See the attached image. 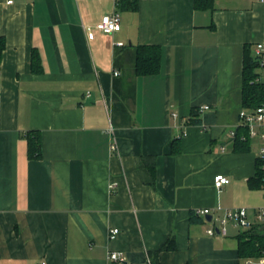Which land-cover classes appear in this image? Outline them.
I'll return each instance as SVG.
<instances>
[{
    "label": "crops",
    "instance_id": "obj_1",
    "mask_svg": "<svg viewBox=\"0 0 264 264\" xmlns=\"http://www.w3.org/2000/svg\"><path fill=\"white\" fill-rule=\"evenodd\" d=\"M114 11L120 30L86 31ZM0 36V264L261 256L240 255L246 231L208 229L228 209L255 218L264 206L253 181L264 138L231 136L244 108L245 49L255 55L264 43V1L0 0ZM141 44L160 47L158 73H137ZM218 174L229 178L220 189ZM114 251L124 260H111Z\"/></svg>",
    "mask_w": 264,
    "mask_h": 264
},
{
    "label": "trees",
    "instance_id": "obj_2",
    "mask_svg": "<svg viewBox=\"0 0 264 264\" xmlns=\"http://www.w3.org/2000/svg\"><path fill=\"white\" fill-rule=\"evenodd\" d=\"M118 6L122 5V0L118 1ZM137 1L134 2V8H137ZM195 7L200 9H207L213 7V0H195ZM5 48V38L0 36V63L2 53ZM160 58L161 50L158 45L155 44H141L137 46V59H136V71L139 75H154L160 70ZM33 67L39 65L38 56L33 53L32 55ZM260 66L257 60L256 54L253 55L248 47L245 49L244 65H243V105L245 109L254 111L259 106L264 105V78L259 79ZM197 121V119H195ZM243 131V132H240ZM245 136V138L243 137ZM237 143H248L249 128L245 124H241L240 128L236 130V136L234 137ZM27 140L29 143V155L31 157H38L40 154V142L39 138L33 133L27 134ZM264 157L258 155L257 159V173L255 181L258 186H262L264 183ZM240 239L239 252L242 257L258 256L264 246V232L252 228L245 232ZM153 264H160L154 259Z\"/></svg>",
    "mask_w": 264,
    "mask_h": 264
},
{
    "label": "built area",
    "instance_id": "obj_3",
    "mask_svg": "<svg viewBox=\"0 0 264 264\" xmlns=\"http://www.w3.org/2000/svg\"><path fill=\"white\" fill-rule=\"evenodd\" d=\"M118 3L119 0H115ZM264 1V0H260ZM8 4L14 2V0H6ZM96 28L105 33L116 32L121 29V16L118 11H114L111 14L103 15L98 23L95 25L86 26V31L89 34H92L93 29ZM123 43H119L122 45ZM256 56L260 66V75L259 79L264 78V43H258L256 45ZM119 74V71H115V75ZM240 121L241 124H245L249 128V136L253 137L259 135L261 138H264V105L259 106L254 111L243 108L240 111ZM112 130V127H110ZM231 136H236V130L231 131ZM245 138V136H243ZM111 149H116V144H111ZM260 155L264 157V148L261 149ZM264 167V165H263ZM229 182V178L226 175L218 174L214 178L215 186L220 189L222 185ZM264 190V183L262 185ZM196 213L202 215H208L210 213L209 208L197 209ZM217 226L211 227L208 229V233L211 235L216 234L217 232L221 235L228 234V224H232L237 228H240L244 231L252 229L257 223L263 225L264 232V206L259 208L256 217L251 218L248 214V211L245 207H237L228 209L224 212L223 215L217 217ZM118 228H113L110 231V238H114L118 233ZM109 258L113 261L121 262L123 261L122 254L119 252H111ZM45 264V263H44ZM247 264H264V246L261 251V256L256 260L253 258L248 259Z\"/></svg>",
    "mask_w": 264,
    "mask_h": 264
},
{
    "label": "water",
    "instance_id": "obj_4",
    "mask_svg": "<svg viewBox=\"0 0 264 264\" xmlns=\"http://www.w3.org/2000/svg\"><path fill=\"white\" fill-rule=\"evenodd\" d=\"M207 218H208V220H211L212 217L210 215H208Z\"/></svg>",
    "mask_w": 264,
    "mask_h": 264
}]
</instances>
